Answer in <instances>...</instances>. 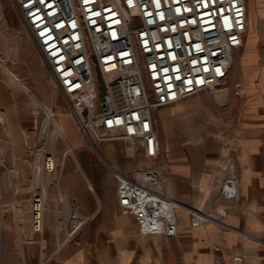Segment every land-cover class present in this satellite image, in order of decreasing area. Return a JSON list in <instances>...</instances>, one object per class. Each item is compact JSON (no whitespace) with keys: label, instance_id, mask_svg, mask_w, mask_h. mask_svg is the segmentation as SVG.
Returning a JSON list of instances; mask_svg holds the SVG:
<instances>
[{"label":"crops","instance_id":"obj_1","mask_svg":"<svg viewBox=\"0 0 264 264\" xmlns=\"http://www.w3.org/2000/svg\"><path fill=\"white\" fill-rule=\"evenodd\" d=\"M247 3V35L244 47L235 54L227 99L205 93L154 111L162 153L160 161L152 165H168L165 192L185 207L177 213L179 235L167 238L140 232L135 218L119 206L118 181L108 167L130 175L149 164L139 168L113 157L111 151L123 150L122 142H112L113 146L98 143L99 157L112 181L103 184L83 154L87 150L83 134L68 109L60 106V94L49 84L42 56L7 0H0L4 31L14 38L7 45L0 41V48L10 50L0 65V158L10 166L13 162L20 182L19 187L5 185L1 190L0 186V194L11 193L9 205L3 197L4 207L7 205L2 212L6 249H0V264H215L216 260L218 264H264V0ZM5 67L26 88L19 86ZM49 111L75 151V163L80 167L68 163L61 171L60 187H49L45 231L39 235L45 246L21 244V257L17 242L29 236L36 193L28 190L32 180L16 163L27 160L29 152L42 141ZM64 121L72 125L71 133ZM231 164L239 176L236 202L220 195ZM23 194H27V217L22 224L18 211ZM198 207L207 212L224 208L225 228L217 221L193 227L189 210ZM73 209L89 217V222L76 243H65L66 224ZM237 256H242L243 262H235Z\"/></svg>","mask_w":264,"mask_h":264},{"label":"built area","instance_id":"obj_2","mask_svg":"<svg viewBox=\"0 0 264 264\" xmlns=\"http://www.w3.org/2000/svg\"><path fill=\"white\" fill-rule=\"evenodd\" d=\"M10 1L87 144L98 152V143L122 142L130 157L150 163L130 175L108 165L121 209L142 234L176 238L177 213L185 207L165 192L168 165H152L162 153L154 111L205 93L227 99L235 54L247 35V0ZM58 164L46 154L43 171L59 180ZM224 185L221 197L236 202L234 164ZM46 208L47 193L39 187L31 203L35 235L45 231ZM189 213L193 227L211 221L226 226L224 208ZM88 222L70 211L65 243H76Z\"/></svg>","mask_w":264,"mask_h":264},{"label":"rangeland","instance_id":"obj_3","mask_svg":"<svg viewBox=\"0 0 264 264\" xmlns=\"http://www.w3.org/2000/svg\"><path fill=\"white\" fill-rule=\"evenodd\" d=\"M7 2L9 3V6L10 8L12 9V12L18 17V19L20 20V22L22 23V20L20 18V16L18 15V13L16 12L17 9L14 8L13 4L11 3L10 0H7ZM2 16V17H1ZM23 24V23H22ZM24 25V24H23ZM4 26H6V22H5V18L3 16V12L2 10L0 9V41H5L4 45H7L8 42H11L12 40H14L13 36H12V33H10L9 31H4ZM30 37V35H29ZM1 46V44H0ZM10 50L8 49H2L0 48V65H4V62L2 61V58L4 57V55L9 52ZM210 95V94H209ZM212 96V95H210ZM215 98V96H212ZM59 100H60V106L61 107H66L68 109V103L65 102V100L61 97V95H59ZM164 108L166 107H163L161 109L164 110ZM69 112V111H68ZM45 118L47 119V115L45 116ZM54 125H52L49 129V136L47 137V139L45 141H41L39 142V144L33 148L31 150V152H29L28 156H27V160H25L24 162H18L16 163L18 166L21 165L22 168H24L26 170V172L29 174L30 176V179L32 180L31 183L34 184L35 182V179H37L35 177V173L38 172H41V175L45 178H47L49 175H47L43 170H44V157L46 154H51L53 156H55V158L57 159L58 161V173H60V171L64 170L65 166L63 167V161H64V157L67 155L69 149L67 147H70L67 142H64L62 140H60L58 142V145H57V149H54L51 147V139L53 141V137H54V134L56 132V126H55V123H57L54 119V121L52 122ZM64 126L65 128L67 129V132L68 133H71L72 131V125L67 122V121H64ZM53 129V130H52ZM86 142V141H85ZM119 145H122L123 146V150L120 151V150H116V151H111V155L117 159H121V160H124L125 162H129L130 164H132V166L134 165L135 167H139V168H142L144 167L145 163L146 164H150L149 162L145 161L140 155H135V157H130L128 155V151L126 150V147L124 144L122 143H119ZM107 146H113L112 143H109L107 144ZM2 145L0 146V152L2 151ZM9 147V146H8ZM7 147V148H8ZM71 149V148H70ZM86 149L87 150H83V154L86 158L89 159V162H91L94 166V170L97 171L102 180H103V184L104 185H110L112 181H110L109 179V175H108V171L109 169L104 165L103 161L101 160V158L99 157V152L101 153V151L99 150V152L95 151L89 144H87L86 142ZM73 151V149H72ZM66 153V154H65ZM75 157H76V154H75V151H73ZM102 154V153H101ZM77 159V158H76ZM0 186H1V190H4V186H10L11 183L9 181V174H10V171H16L18 173V168L14 166L13 162H11L13 166H10V165H7L5 162H3V160L0 158ZM74 164L75 167L76 166V163H75V159L73 157H69L68 161H67V164ZM141 164V165H140ZM146 167V166H145ZM52 178V181H53V184H50V186L54 185V186H57V182L56 180H58L57 177H55L54 175L53 176H49ZM16 182L17 183H20L19 182V179L17 178L16 179ZM33 184L31 185V187L33 186ZM20 185V184H19ZM16 186V184H14V187ZM46 189V193L49 189V187ZM31 187L28 189V190H31ZM19 191L21 192V194L23 193V189L22 188H18ZM33 192L36 193V189L35 191L32 189ZM2 195V197H0V206L2 207V209H0V228L1 230L4 232V220H3V208H6L7 205H9V200H10V197H11V193H2L0 194V196ZM6 197V200L3 198V197ZM30 196V195H28ZM23 200L19 202V217H18V221L19 223H24L22 222L20 219L21 218H25L27 217V215L25 216L24 213L26 212V207L24 208V199L26 200L27 198V194H23L22 196ZM4 200L6 201L7 205L4 207ZM26 205V204H25ZM30 212H31V209H30ZM22 224H19V229L20 231L23 229L22 228ZM30 233H29V236H27V239H19V241L17 242V249L19 251V245L22 244L24 246V243H27V244H44L45 246V241L44 239L41 238V236L39 235H35L33 233V230H32V226H31V217H30V230H28ZM1 237H0V249L2 250V252H4L3 250V246H2V241H1ZM67 239V236H65V240Z\"/></svg>","mask_w":264,"mask_h":264},{"label":"bare ground","instance_id":"obj_4","mask_svg":"<svg viewBox=\"0 0 264 264\" xmlns=\"http://www.w3.org/2000/svg\"><path fill=\"white\" fill-rule=\"evenodd\" d=\"M2 17V16H1ZM5 70H7L6 72H8V74H10L12 77H13V79L17 82V84L19 85V86H21V87H23V88H26V86H24V84L21 82V81H19L18 80V78L14 75V74H12L11 72H10V70H8L6 67H5ZM27 90V89H26ZM47 111H48V109H47ZM4 118V117H3ZM54 120H53V115H52V113H51V111H49L48 112V114H47V119L45 120V124H44V127H43V137H45V139H47V137H48V134H49V129H50V127L53 125L52 124V122H53ZM5 125H6V123H5ZM8 126V125H7ZM55 126H56V132H55V134H54V137H53V141H52V139H51V142H50V144H51V147L52 148H54V149H57L56 147H57V145H58V142L60 141V140H62V141H64V142H66V140H65V137H64V135H63V132H62V129H61V127L57 124V123H55ZM68 149H69V151H68V153H67V155L64 157V161H63V167L64 166H66L67 165V161H68V159H69V157H73L74 159H75V161L77 162V160H76V157H75V155H74V153H73V151H72V149H70V147H67ZM1 162V161H0ZM77 167H80L78 164H77ZM83 172V171H82ZM36 175H35V177L37 178V179H35V182H34V184H33V186L31 187V190L33 189L34 191H35V189H37V188H42V190L44 189V191L46 192V189L48 188V186H50V184H53V181H52V178L51 177H47V178H45L44 177V175L42 176L41 175V172H39V170H38V172L37 173H35ZM84 174V173H83ZM9 181H10V183H11V186H14V184H16V187H19V183H17L16 182V179L18 178V173L16 172V171H10V174H9ZM56 182H57V186L58 187H60V184H61V179H59V180H56ZM90 185V184H89ZM89 187V186H88ZM22 188V187H21ZM91 188H92V186H91ZM93 191V190H92ZM67 202V201H66ZM65 203V202H64ZM65 205V204H64ZM63 205V206H64ZM67 206V205H66ZM70 211V210H69ZM62 212H64V211H62ZM65 214H68V213H66L65 212ZM66 216V215H65ZM22 222H24V221H26V218H21L20 219ZM59 220V219H58ZM66 220H67V218H66ZM58 224V223H57ZM67 225V224H66ZM68 226V225H67ZM58 229V228H57ZM62 229V228H61ZM60 231V230H59ZM0 237L2 238L1 239V241H2V246H3V249H6V241H5V236H4V232L1 230V228H0ZM44 243V242H43ZM43 246H44V244H43ZM19 251H20V256L21 257H23V250H22V247H21V244L19 245Z\"/></svg>","mask_w":264,"mask_h":264}]
</instances>
